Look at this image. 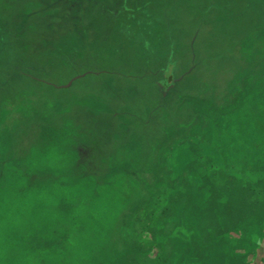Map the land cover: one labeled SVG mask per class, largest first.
<instances>
[{"label":"rangeland","instance_id":"374dc122","mask_svg":"<svg viewBox=\"0 0 264 264\" xmlns=\"http://www.w3.org/2000/svg\"><path fill=\"white\" fill-rule=\"evenodd\" d=\"M201 3L0 0V243L14 237L8 227L16 214L13 194L18 183L22 193L28 192L31 172L20 181L10 178L7 186L6 178L16 175L12 164L16 158L24 157L19 163L28 170L25 164L31 155L40 176L69 175L70 182H38V189L39 193L53 191L52 187L65 191L51 207L62 212L61 226L76 228L68 232L80 246L76 264H169L174 260L171 251L179 244L172 237L191 238L190 234L175 229V215L160 214L169 206V198L164 204L160 199L163 189L150 190L139 177L131 191L124 164L137 154L146 156L151 138H161L169 123L185 124L178 117L185 109H178L181 96L195 88L208 94L217 86L221 87L217 93L224 97L246 81L241 63L234 62L237 53L229 50L244 45L246 37L236 43L240 37L225 33L221 41L220 34L216 37L214 45L205 42L210 36L196 30L209 1ZM65 5L73 10L65 11ZM249 45H244L246 65L262 58L264 74V49L260 57V49ZM195 69L198 81L191 77L176 87L166 83L171 94L163 99L154 78L174 73L184 77ZM56 154H63L67 161L59 171L53 170L54 165L45 167L47 158ZM80 180L106 188L101 193L91 189L79 193L85 196L82 199L76 191L86 183ZM3 185L7 189L2 190ZM42 196L55 198L56 194ZM18 240L19 236L9 249L0 248L3 263L24 264L20 250L12 248ZM31 245L38 263L68 262L72 256L68 253L58 259V248L49 240Z\"/></svg>","mask_w":264,"mask_h":264},{"label":"crops","instance_id":"0c3cea01","mask_svg":"<svg viewBox=\"0 0 264 264\" xmlns=\"http://www.w3.org/2000/svg\"><path fill=\"white\" fill-rule=\"evenodd\" d=\"M243 43H250L249 47L259 48L258 54L263 57L264 28L251 33ZM244 45L238 44L229 50L237 53L234 62L241 63L240 68L245 71L246 83L239 87L235 85V91L224 97L217 93L221 88L217 86L208 94L197 92L196 88L190 90L185 94L187 96H181L178 101V109L185 108L178 114L179 120H184L185 124L169 123L162 131L161 138H151L149 156L137 154L124 164L128 170L126 175L129 176L126 178L132 185L131 191L133 185L138 186L139 177L147 183L148 189H163L160 199L164 204L169 198V206L164 207L160 214L166 211L167 214L175 215V229L183 232L185 236H188V233L191 236L172 237L178 239L179 247L175 246L176 249L171 251L174 260L169 264H264V74L262 58L254 65L252 61L246 65L247 46ZM193 73V78L198 81L196 69ZM206 73L208 74V71ZM179 77L163 75L154 80L159 90L160 85L165 88L166 83H171L176 87L191 78ZM247 78L251 82H247ZM161 88L159 92L163 99H167L171 94L167 90L171 88H165L164 93ZM162 96L159 95L158 98ZM164 116L168 117L169 114ZM32 145L31 149L35 147ZM81 153L85 155L84 151ZM33 154L36 156L34 151ZM62 155L56 154L47 158L45 167L51 168L54 165V171L62 170L67 162ZM56 156L59 158L56 159ZM21 160H24V157L16 158V162L12 163L15 167L14 173L20 181L21 178H27L28 171L31 172L28 175L30 180L27 187L28 192L34 194L31 196V204L34 205L32 207L48 205L50 208H46L44 215L54 216L58 221L62 212L51 205L60 197V193L65 191L59 193V190L52 187L53 191L45 189L39 193L38 182L67 183L70 182L66 180L69 175L54 173L51 176H40L34 156L27 157L25 165L29 167L28 170L19 163ZM23 171L27 172L24 174ZM10 178H6V186L10 183ZM119 179L121 181V177ZM79 182L86 183L84 180ZM91 182L90 180L82 184L79 192H76L77 195L89 192L90 189L101 193L106 188L99 183L90 185ZM21 185L17 187L15 194L20 192L18 198H26ZM6 186L3 185L2 190L7 189ZM90 186L92 188H88ZM116 187L117 185L115 189ZM50 192L56 194L55 198L42 196L43 193ZM79 197L83 199L85 196ZM131 197L133 198V195ZM30 212L32 213V208ZM47 223L48 233L39 231L35 241L48 242L46 237L51 234L56 239L51 245L56 246L59 252L75 246V238L70 235L71 231L76 229L73 224L64 227L66 225L61 226L60 222H52L51 225ZM175 257H178L177 262ZM185 259L186 262H181Z\"/></svg>","mask_w":264,"mask_h":264},{"label":"trees","instance_id":"16d2710c","mask_svg":"<svg viewBox=\"0 0 264 264\" xmlns=\"http://www.w3.org/2000/svg\"><path fill=\"white\" fill-rule=\"evenodd\" d=\"M208 1L209 3H207L206 7L202 10V12L205 10L206 16L200 17L201 24L199 20L198 26H197L198 30H196V32L199 31L202 34H206L210 36L209 40L208 39L206 41L204 40L205 42H209L212 45H214L215 43L214 41L216 37L219 36V34H220V37H219L220 39H218V41H221V37L223 38L225 36V33L226 34L233 33L237 35V38L240 37L236 42L238 43L240 39L242 40L243 38L249 36L251 33L258 31L261 28H264V0H233V1L208 0ZM202 3L205 4V0H202ZM67 9L73 10V7L65 5L64 10L67 11ZM209 11H211V13L213 14L212 17H208L209 15L207 13ZM221 32H223V34H221ZM226 43H228L227 40L224 41V45ZM222 46H223V43L219 45L220 48ZM205 56L207 57V55H204V59H210V57L205 58ZM203 71L206 73V70H203ZM198 72L199 70L197 71V73ZM181 74L182 73L180 74L174 73L170 77L177 78ZM188 74L187 76L193 77L194 75L193 70H191ZM160 88H161V85H160ZM11 179L18 180L16 176L11 177ZM19 185L20 184H17L16 188ZM76 192H79V189ZM19 193L13 194V196L14 195L17 196V197H13V200H14L13 202L16 207V214L13 219L14 221L10 222V224L8 223V227L12 229L14 237L6 239L4 243H0V248L4 247L6 249H9L7 246L9 244L11 245V242L12 241L14 242L15 239L19 236V240L14 243L12 248L20 250L21 252L20 260L23 261L24 264H48L47 262L38 263V262L32 261L35 259L34 258L35 254H34V251L31 249L30 245L38 237L37 234H39V231L40 233H44V234L48 233V230H47L48 223L47 222H49V225H51L52 222L54 223L61 222L62 220L60 219L61 216L59 217V220L56 221L54 216L44 215L46 208H50L48 205L47 207L43 205V206H37L33 208L32 206L34 205L31 204L33 201L31 198L32 195H28L29 192H27L26 195L24 194L26 198H23V197L18 198L20 196ZM28 197L29 199H27ZM30 208H32V213L30 212ZM41 219L43 220V222H41ZM38 227L40 230H38ZM25 228H26V235H24ZM5 230H8V228ZM46 239H48L51 243L56 240L54 238V235H51V234L48 235ZM74 243H75V246L73 245L70 248H66L64 252L58 251L60 255H58L57 258L60 260L67 257L68 252H71L72 256L69 259L70 262L69 261L68 262H58L57 261V264H60V263L76 264V261L79 260L78 255H80L81 253H80V246L79 245L77 246V241L74 240ZM2 259L3 258L1 256L0 264H5L3 263ZM7 261H9L8 257L6 258L5 262ZM9 264H12V263L9 261Z\"/></svg>","mask_w":264,"mask_h":264}]
</instances>
